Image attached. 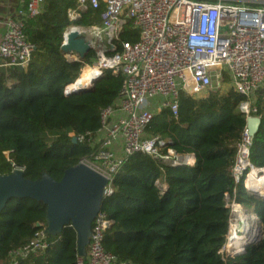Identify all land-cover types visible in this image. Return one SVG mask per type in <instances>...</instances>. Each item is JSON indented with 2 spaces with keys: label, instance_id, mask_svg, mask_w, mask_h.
<instances>
[{
  "label": "trees",
  "instance_id": "16d2710c",
  "mask_svg": "<svg viewBox=\"0 0 264 264\" xmlns=\"http://www.w3.org/2000/svg\"><path fill=\"white\" fill-rule=\"evenodd\" d=\"M75 2L44 0L39 14L24 25L34 47L28 67L0 68V175L21 169L27 180L48 174L59 182L66 170L91 154L86 144H74L72 138L95 134L100 110L109 107L120 90L121 73L105 70L91 90L66 92L97 59L94 50L77 61L60 51L68 27L100 22V10L91 9L70 21L67 11ZM137 40L131 21H125L114 41L116 52L121 43ZM242 101L232 90L197 99L181 94L177 119L164 110L146 127L147 136L166 140L179 155H193L195 164L172 167L135 154L121 167L113 193L101 207L112 222L104 249L116 258L115 264H264V201L252 197L231 173L246 126L238 110ZM255 107L261 124L252 138L249 161L263 169L264 87L255 94ZM227 200L253 209L261 228L258 242L244 252L245 247L228 250L231 255L224 253L231 220ZM45 215L46 207L37 201L7 203L0 212V264H76L71 226L47 236L45 250L12 258V252L34 239Z\"/></svg>",
  "mask_w": 264,
  "mask_h": 264
},
{
  "label": "built area",
  "instance_id": "2783aa9c",
  "mask_svg": "<svg viewBox=\"0 0 264 264\" xmlns=\"http://www.w3.org/2000/svg\"><path fill=\"white\" fill-rule=\"evenodd\" d=\"M17 7L6 17L0 39V68L26 69L34 47L24 34L25 21L39 14L44 0H15ZM67 11L76 21L88 10H100L99 25L70 26L106 42L96 53L92 67L96 78L103 71L121 73L123 82L113 103L99 112L100 128L95 134L75 137L91 154L80 161L107 183L103 200L113 193V181L121 167L135 154H143L172 167H193V155H179L166 140L147 136L146 127L161 111L178 117L181 94L197 99L216 91L232 90L243 98L238 110L245 120L259 118L255 94L264 87V0H76ZM131 21L137 32L135 43L123 42L116 52L122 25ZM109 53H114L109 56ZM68 59L77 61L75 57ZM86 68V67H85ZM225 80H227L225 82ZM228 82V84H226ZM75 84V83H73ZM72 87L66 88L68 92ZM252 138L245 126L231 169L236 183L256 169L249 161ZM21 171V169H18ZM159 182V181H157ZM112 222L101 211L91 225L86 256L76 264H115L105 251L104 238ZM26 246L12 252L25 258L47 248L45 224ZM15 264V262L13 263Z\"/></svg>",
  "mask_w": 264,
  "mask_h": 264
},
{
  "label": "water",
  "instance_id": "95a60500",
  "mask_svg": "<svg viewBox=\"0 0 264 264\" xmlns=\"http://www.w3.org/2000/svg\"><path fill=\"white\" fill-rule=\"evenodd\" d=\"M91 43L92 38L72 30L65 35L60 51L64 56L82 60L92 50ZM94 81L95 78H92L88 87L70 89L67 93L89 91ZM260 124V118L246 120V128L251 137L256 135ZM72 143H76L75 137ZM106 183L103 177L82 164L66 170L59 182L48 174L30 181L23 177L22 171L15 169L8 175H0V212L11 199H29L42 203L46 207L45 235L55 237L63 228L71 226L76 233L77 255L83 258L86 256L92 222L101 211ZM248 193L264 201L261 193L254 190H248ZM260 236L261 233L254 243L258 242Z\"/></svg>",
  "mask_w": 264,
  "mask_h": 264
},
{
  "label": "rangeland",
  "instance_id": "374dc122",
  "mask_svg": "<svg viewBox=\"0 0 264 264\" xmlns=\"http://www.w3.org/2000/svg\"><path fill=\"white\" fill-rule=\"evenodd\" d=\"M101 48L106 46V42L102 41L101 43H94L93 44V49L96 53L100 52L99 47ZM85 69V68H84ZM227 80H225L226 82ZM228 84V82L226 83ZM212 91H216V86L213 84V89ZM225 91H222V93ZM242 183L243 187L248 190H254L258 193L264 192V170L262 174H258L257 171L253 173V175H248V177L243 176L242 177ZM157 185H160L159 182L156 181ZM256 196V195H254ZM264 196V195H263ZM227 205L231 209V220L229 223V233H228V240L227 244L224 247V253L231 255L228 250L231 248H239L242 245H238L237 247H232L231 242L234 238L241 239L244 237V230H246V227H250L253 230H256L260 234V223L259 220L257 219L255 212L253 209L245 208L241 205H238L234 202L229 203V200H227ZM256 218L255 221H253V218ZM252 219V220H250ZM250 224V225H249ZM244 245V244H243Z\"/></svg>",
  "mask_w": 264,
  "mask_h": 264
},
{
  "label": "bare ground",
  "instance_id": "6f19581e",
  "mask_svg": "<svg viewBox=\"0 0 264 264\" xmlns=\"http://www.w3.org/2000/svg\"><path fill=\"white\" fill-rule=\"evenodd\" d=\"M95 72L96 71L93 67H86L85 69H83L80 77L76 80L75 84H72L71 89H75V88L77 89L80 87H88L91 83V79H92L93 75L95 74ZM253 173H255V171L249 173V176L253 175ZM261 194L264 195V192H262ZM250 220H252V219H250ZM255 220H256V218L254 217L253 221H255ZM250 226L246 227V230H244V232H243L244 237L243 238H241V239L234 238L231 242V245H230L232 247H237L238 245H242V246L239 248H231L230 247V250H236V249H240L242 247H246L249 244H252L257 240L259 233L256 230H253Z\"/></svg>",
  "mask_w": 264,
  "mask_h": 264
},
{
  "label": "crops",
  "instance_id": "0c3cea01",
  "mask_svg": "<svg viewBox=\"0 0 264 264\" xmlns=\"http://www.w3.org/2000/svg\"><path fill=\"white\" fill-rule=\"evenodd\" d=\"M17 7L15 0H0V39L4 31V22L7 15Z\"/></svg>",
  "mask_w": 264,
  "mask_h": 264
}]
</instances>
